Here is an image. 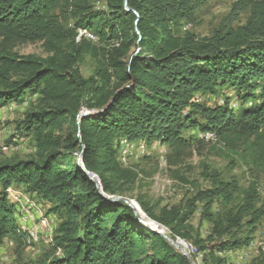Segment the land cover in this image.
Segmentation results:
<instances>
[{
    "label": "trees",
    "instance_id": "trees-1",
    "mask_svg": "<svg viewBox=\"0 0 264 264\" xmlns=\"http://www.w3.org/2000/svg\"><path fill=\"white\" fill-rule=\"evenodd\" d=\"M95 1L0 0V110L29 105L16 129L35 149L29 158L0 161V244L21 242L6 194L16 185L60 217L50 251L17 264H190L117 198L133 189L138 173L118 163L116 141L159 140L171 149L168 166H177L194 142L185 132L197 130L214 134L251 177L264 172V0H233L203 37L180 29L207 0ZM241 12L246 21L234 26ZM36 42L45 56L15 50ZM86 55L95 62L88 77L79 68ZM197 93L222 101L198 102ZM81 108L87 113L79 116ZM83 170L97 176L101 191ZM202 176L210 186L177 205L156 212L136 201L171 236L193 243L202 264H226L219 253L249 243L264 204L254 178L241 188L208 165ZM199 207L210 224L205 236L189 223ZM248 264H264V254Z\"/></svg>",
    "mask_w": 264,
    "mask_h": 264
},
{
    "label": "rangeland",
    "instance_id": "rangeland-1",
    "mask_svg": "<svg viewBox=\"0 0 264 264\" xmlns=\"http://www.w3.org/2000/svg\"><path fill=\"white\" fill-rule=\"evenodd\" d=\"M232 2L233 0H207L195 10L193 20L182 23L180 32H190L197 37L210 35L217 24L229 12ZM104 4L105 0L95 1V6L97 7ZM247 16V12H241L233 22V25L244 24ZM96 40L95 36V40L93 41ZM15 50L21 55H46L39 42L21 44L16 46ZM79 68L82 75L88 77L94 71L95 62L86 55ZM224 92L225 94L234 95L229 89ZM195 99L208 105L216 102L221 103L222 101L221 96H209L208 94L200 93L196 94ZM233 103L237 105L234 98L231 101V104ZM12 105L14 104L5 105L0 110V161L26 159L31 157L35 151L32 137L25 136L24 134L18 135L20 133H17L16 129L17 122L22 118L23 113L29 105H15V107ZM85 112L87 111L83 108L79 111L81 114ZM199 134L202 133L197 130L185 132L184 136L188 137L191 135L194 142L185 150L182 161L177 166H168L167 161L164 164L159 160V150L156 146L157 142L155 143V141L159 140L154 139L150 145L149 154L131 162L130 166L137 171L138 178L133 189L128 191L123 197L129 200L131 204L133 202L137 205L136 198L141 197L149 202L156 212L162 206L177 205L184 199L189 198L195 189L210 186L208 179L202 176L204 165H208L219 172L222 178H237L241 188L248 186L249 182L254 178L259 188L258 205L264 204V172L254 173L255 176L251 177L250 172L237 160L235 155L228 153L217 142L205 139L201 140ZM130 139L131 141L140 140V138L135 137ZM3 145H13L14 148L11 147L4 150L2 148ZM162 147L167 153L171 152L170 147L166 144L162 143ZM46 206L49 209L51 204L46 203ZM137 209L139 213L141 212L145 216L139 205ZM212 209L215 212H220L222 207L218 202H214ZM200 212L201 209L199 207L191 217L189 223L201 236H205L210 231V224L206 220H200ZM259 229H261L260 232L264 233V217L259 222ZM255 235H257V232ZM50 247L51 245L43 241L36 244L34 249L26 248L22 243L16 242L13 247L2 245L0 247V256H7L8 264H17L21 261L36 260L44 256L50 251ZM0 264L5 263L0 262ZM199 264H202V262H199Z\"/></svg>",
    "mask_w": 264,
    "mask_h": 264
},
{
    "label": "built area",
    "instance_id": "built-area-1",
    "mask_svg": "<svg viewBox=\"0 0 264 264\" xmlns=\"http://www.w3.org/2000/svg\"><path fill=\"white\" fill-rule=\"evenodd\" d=\"M20 135V134H18ZM200 139L207 141H216L214 134H199ZM153 142V141H152ZM145 140L131 141L127 137H120L116 141L117 161L123 167H130L134 160L149 154L150 145L152 144ZM157 142L158 158L164 164L166 162V150L162 147L160 141ZM155 146V147H156ZM14 148L13 145H3L2 148ZM154 147V145H153ZM86 176L93 181L95 187L101 191V184L97 176L88 171H84ZM7 200L14 206V218L16 222L15 236L20 238L21 242L26 248L34 249L36 244L43 241L49 245L53 244V236L55 230L60 222V217L50 212L46 203L41 201L35 193L26 191L21 186L11 185L6 189ZM132 204L137 207V204ZM146 216V215H145ZM146 218L151 222L150 229L162 235L170 245L178 250L183 255L189 257L193 264L202 262L203 254L191 242L179 237L171 236L169 230L164 225ZM259 223L249 243L238 249H230L219 254L226 256V264H248L254 258L264 254V233L260 232ZM257 232V235L255 233ZM16 241L14 238H5L0 247L5 245L13 247ZM0 262L8 264V257L5 255L0 256Z\"/></svg>",
    "mask_w": 264,
    "mask_h": 264
},
{
    "label": "water",
    "instance_id": "water-1",
    "mask_svg": "<svg viewBox=\"0 0 264 264\" xmlns=\"http://www.w3.org/2000/svg\"><path fill=\"white\" fill-rule=\"evenodd\" d=\"M86 113H87V112H85V113H83V114H86ZM83 114L79 113V116H81V115H83ZM77 160H79V159H78V156H77ZM83 172H84V170H83ZM117 198H118V199H121V200H123L124 202L128 203L129 205H131V206L135 209V211L137 212L136 207H135L133 204H131V203L129 202V200H127L125 197H123V196H118ZM137 213H138V212H137ZM138 220H139L142 224L148 226L147 223L144 222V221L140 218L139 213H138ZM148 227H149V226H148ZM187 258H188V260H189V263H190V264H193V262L191 261V259H190L189 257H187Z\"/></svg>",
    "mask_w": 264,
    "mask_h": 264
},
{
    "label": "bare ground",
    "instance_id": "bare-ground-1",
    "mask_svg": "<svg viewBox=\"0 0 264 264\" xmlns=\"http://www.w3.org/2000/svg\"><path fill=\"white\" fill-rule=\"evenodd\" d=\"M96 77V76H95ZM27 105V104H24ZM13 107H15V105H12ZM88 109V108H87ZM137 209V207H136ZM137 212L139 213V210L137 209ZM140 218L147 223L148 226L151 225V222L146 218V216H144L141 212L139 213Z\"/></svg>",
    "mask_w": 264,
    "mask_h": 264
},
{
    "label": "crops",
    "instance_id": "crops-1",
    "mask_svg": "<svg viewBox=\"0 0 264 264\" xmlns=\"http://www.w3.org/2000/svg\"><path fill=\"white\" fill-rule=\"evenodd\" d=\"M8 104H14V103H8ZM8 104H7V105H8ZM14 105H16V104H14Z\"/></svg>",
    "mask_w": 264,
    "mask_h": 264
}]
</instances>
